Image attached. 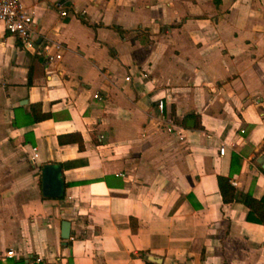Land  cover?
Returning <instances> with one entry per match:
<instances>
[{
	"label": "crops",
	"instance_id": "crops-1",
	"mask_svg": "<svg viewBox=\"0 0 264 264\" xmlns=\"http://www.w3.org/2000/svg\"><path fill=\"white\" fill-rule=\"evenodd\" d=\"M21 1L30 43L0 24V264H264V224L216 179L264 197V0Z\"/></svg>",
	"mask_w": 264,
	"mask_h": 264
},
{
	"label": "built area",
	"instance_id": "built-area-1",
	"mask_svg": "<svg viewBox=\"0 0 264 264\" xmlns=\"http://www.w3.org/2000/svg\"><path fill=\"white\" fill-rule=\"evenodd\" d=\"M67 0H57L56 6L59 8V14L65 15ZM33 10L27 9L21 0H0V24L9 34L15 35L21 39L23 44H29L33 35ZM54 52H47L45 58L48 60L61 56L62 44L59 41L53 42ZM94 97L98 94L93 93ZM159 108H162V100L157 102ZM220 153L224 152V147L219 148ZM7 254H12V250H7Z\"/></svg>",
	"mask_w": 264,
	"mask_h": 264
},
{
	"label": "trees",
	"instance_id": "trees-1",
	"mask_svg": "<svg viewBox=\"0 0 264 264\" xmlns=\"http://www.w3.org/2000/svg\"><path fill=\"white\" fill-rule=\"evenodd\" d=\"M29 81V80H28ZM30 108L32 111V120L37 121L44 119L49 116L48 112H44L41 109L40 102L30 103ZM69 141H77L79 147L83 145V139L79 132H69ZM235 153H232V160ZM217 185L219 192L222 196L224 202L229 201H241L248 206V211L246 214L247 219L254 220L264 224V197L257 198L251 194L250 191L239 190L236 186L231 183V174L223 175L217 174Z\"/></svg>",
	"mask_w": 264,
	"mask_h": 264
},
{
	"label": "water",
	"instance_id": "water-1",
	"mask_svg": "<svg viewBox=\"0 0 264 264\" xmlns=\"http://www.w3.org/2000/svg\"><path fill=\"white\" fill-rule=\"evenodd\" d=\"M188 125H193V119H190L187 122ZM257 161L260 163L262 168H264V153L261 154V156L257 159ZM62 226V236L67 237L69 235V222L66 220H63L61 223Z\"/></svg>",
	"mask_w": 264,
	"mask_h": 264
}]
</instances>
